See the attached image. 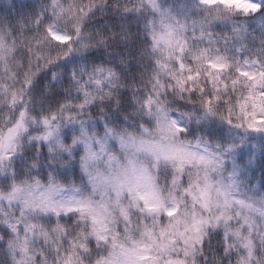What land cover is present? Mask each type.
Instances as JSON below:
<instances>
[{
	"label": "clouds",
	"instance_id": "1",
	"mask_svg": "<svg viewBox=\"0 0 264 264\" xmlns=\"http://www.w3.org/2000/svg\"><path fill=\"white\" fill-rule=\"evenodd\" d=\"M0 264H264V0H0Z\"/></svg>",
	"mask_w": 264,
	"mask_h": 264
}]
</instances>
